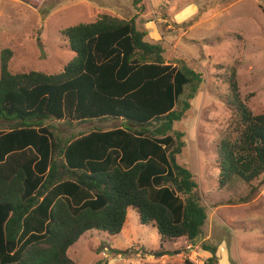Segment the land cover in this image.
<instances>
[{"label":"trees","instance_id":"obj_1","mask_svg":"<svg viewBox=\"0 0 264 264\" xmlns=\"http://www.w3.org/2000/svg\"><path fill=\"white\" fill-rule=\"evenodd\" d=\"M62 34L74 57L56 74H12V52L0 53V264H75L68 249L88 231L119 234L129 208L163 241L194 240L206 213L191 172L176 162L184 143L173 124L202 75L166 64L132 19L104 13ZM216 68L233 115L217 146L219 183L234 177L251 187L264 173V112L242 102L236 62ZM106 119L121 126L61 139L46 125ZM202 248L215 264L216 249Z\"/></svg>","mask_w":264,"mask_h":264},{"label":"rangeland","instance_id":"obj_2","mask_svg":"<svg viewBox=\"0 0 264 264\" xmlns=\"http://www.w3.org/2000/svg\"><path fill=\"white\" fill-rule=\"evenodd\" d=\"M104 13L132 19L146 33L144 41L161 46L166 64L182 62L202 75L189 110L173 127L183 133L184 143L176 162L197 183L206 219L194 240L163 241L129 208L119 234L88 231L68 249V257L75 264H205L212 256L202 248L207 245L216 249L215 264H264V173L251 187L234 177L220 185L216 154L233 119L225 105L224 68L216 66L236 62L242 102L255 115L264 112V0H141L137 6L132 0H0V53L12 52L8 70L61 72L74 57L62 30L94 22ZM46 125L67 139L115 129L121 121ZM160 249L168 254L151 255Z\"/></svg>","mask_w":264,"mask_h":264}]
</instances>
